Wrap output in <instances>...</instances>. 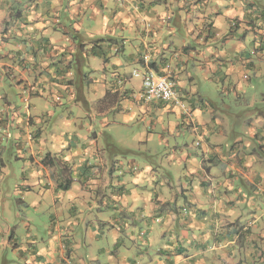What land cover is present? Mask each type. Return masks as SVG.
<instances>
[{
    "label": "crops",
    "instance_id": "0c3cea01",
    "mask_svg": "<svg viewBox=\"0 0 264 264\" xmlns=\"http://www.w3.org/2000/svg\"><path fill=\"white\" fill-rule=\"evenodd\" d=\"M22 2L30 8L16 13ZM148 69L176 82L177 101L145 102ZM219 86L230 101H222V117L214 107ZM231 102L251 111L234 113ZM187 103L198 109L192 115L197 132L187 127L200 142V158L177 151L172 162L184 163L186 172L180 189L165 178L170 195H134L141 207L133 208L123 186L116 195L124 207H118L103 181L108 159L114 164L116 152L136 154L162 142L145 133L162 115L175 121L169 114L176 105L189 114ZM73 126L76 135L68 141ZM0 133L3 143L31 155L19 160L16 202L52 207L51 220L65 221L60 244L62 228L69 240L66 226L81 222L73 191L85 198L93 182L105 198L96 203L101 224L112 228L111 248L120 249L123 239L140 248L114 264H264V0H0ZM127 162L135 174V160ZM9 245L25 264H78L73 254L85 259L75 246L51 254L36 248L30 260L18 236ZM111 248H100V255ZM94 261L110 264L99 255L86 264Z\"/></svg>",
    "mask_w": 264,
    "mask_h": 264
},
{
    "label": "rangeland",
    "instance_id": "374dc122",
    "mask_svg": "<svg viewBox=\"0 0 264 264\" xmlns=\"http://www.w3.org/2000/svg\"><path fill=\"white\" fill-rule=\"evenodd\" d=\"M22 5V7L19 6L20 8H17V11L15 9L16 13L20 12L21 8L24 12L30 8L24 4V2H22ZM90 62L92 63L94 69H101L102 62L100 63L99 59H92ZM194 71L196 72V70ZM200 78V74H197V79L200 80ZM228 97L229 96L222 94V88L220 86L215 89L214 101L217 104H214V107L215 111H217L216 116L222 117L221 115L224 114L225 108L222 105V101L229 105L228 102L230 101ZM230 104L234 113H249V111H251L248 110L244 103L240 109L239 104L235 102H231ZM176 106L177 107L172 109V112L169 114L170 116L173 114L175 115V121H167L166 118H164V115H162L157 121L158 124H153V126H150L151 128L149 129V132L145 133L146 136H150L151 140H153L155 136H161L163 138L162 142L160 140L151 142L147 149L136 150V154H124L121 152H116V159L113 158L115 161L114 164H112V161L108 159L107 174L103 181L107 183V192L114 194L115 197H112V199L116 202L118 207H124V205L120 202V197L116 195L118 192L123 191V186H126L129 189L130 193L126 196L128 197L129 203L133 208L135 205L141 207V205H139L140 203L137 202V199L133 197L134 195H138L141 199L142 195L145 197L149 196L150 192H154L156 190H161L164 194H167V196L170 195L172 189H170V186L164 184L165 178H174L175 182L172 183L173 186H176L177 189H180V181L183 180L186 172L184 163L178 164V162H172L180 157V155H176L178 150H182L185 156L190 154V156H193L192 158H200V148H198L197 145L200 142H197L196 138L192 136L190 130L191 128L194 133L197 132L196 126L192 125V115L198 109L194 110L192 104L187 103L190 113L185 116L181 111V108L178 107V105ZM207 107H211V105L208 104ZM211 118L212 116H209L208 121H211ZM232 120L234 121V119ZM165 128H168V130L165 131ZM240 129L243 128H239L237 133H239L238 131ZM75 135V126H73L72 131L68 130L65 138H67L66 140L70 141V139L73 140L75 138ZM242 135L243 140L248 142V134L244 131L242 132ZM1 136L2 133H0V264H4V258L8 260V264H25V262H22V258H17L12 254L14 245H9L12 236H18L19 245L22 249L21 253H23V255L28 257L30 260L33 253L36 251V248L42 252H49L51 254L56 253L60 246L67 250L70 248V246H75L74 248L75 251H77V254L83 255L85 258L84 260H81V257H76L75 254H73V259L78 264H86L87 262L92 261L95 255H99V258L104 261L105 259H108L110 264H114V262H117V258L122 261L124 258H132L138 254L137 250L140 248H135L129 239L122 240V242L126 244L127 247H129L128 249L124 244L120 247V249L117 250L111 248L113 247L111 246L113 241L111 237L112 228H108V225L103 226L101 224L103 219L102 217L100 218V215H98V210L100 207H98L99 205L96 203L98 197H101V199L105 198L102 197L101 194H98V191L100 190H98L97 186L92 185L93 182L88 184V186L92 188L89 187V190L86 191L87 195L85 198L80 197L77 199L80 193L73 191L74 198L72 199V203L78 204V214L76 217L80 215L81 222H73L74 228H69V226H66V230L72 233V237H70L69 240L66 239L67 232H65V229L62 228L61 231L62 235L65 236V243L60 244V234L58 227L64 226L65 221L63 219L51 220L50 217L53 214L52 207L44 205V203L42 207L40 204L35 205L33 203H30L29 205L25 204L24 206L20 202H16V200L19 199V193L16 192V187L19 183L18 181H21L22 175V165L19 160L26 156L31 158V155L28 152L24 153L22 150H19L16 147L15 142H9V144H5V142L3 143L1 141ZM252 142L255 143V141ZM80 153H82V151ZM73 155L75 158L77 157V154ZM132 159L135 160V164L133 166H135L136 170L135 174L133 175L130 172L132 171V167H130L129 163L127 162V160ZM75 161L79 162L80 159L76 158ZM92 161L93 163L95 162V160ZM93 165L95 166V164ZM96 165V168L100 167L99 162H97ZM114 167H117V169L114 170ZM92 170L93 169L89 170V172L91 171V175H93ZM124 174L129 176L128 179H124ZM144 175L145 179L135 181V179H141ZM98 178L102 179V176L99 175ZM75 179L77 180L78 178L76 177ZM110 185H113L114 189H112ZM78 188H81L80 181L75 182V190ZM91 189L94 190V194L90 192L92 191ZM176 192L180 194V201H182L183 197L181 190ZM104 193H106V191H104ZM41 195L42 193H40L38 198L34 201L39 202ZM151 196L152 197L149 199H151V202L154 205L155 202H153V200L156 201V196ZM11 200H13L15 203L11 204ZM26 203H28V201H26ZM156 206L160 208L159 211L162 213L163 207L157 204ZM163 216L164 214L162 217ZM70 217L74 218L72 216ZM159 218L160 216L155 217V219ZM157 226L160 227L159 225ZM54 232L55 234L53 235ZM178 234L179 233L177 232L176 235ZM98 235L99 237L102 236V238L97 240ZM104 246H106L108 249H111L107 254L100 255L101 253L99 249ZM152 246L156 247L154 244H152ZM140 247L142 246L140 245ZM111 252L115 254L112 255ZM149 252L152 255L155 254L154 250ZM144 257L145 259L149 260L148 255H144ZM73 259L72 262L74 263ZM91 264L96 263L94 261L93 263L91 262ZM102 264L104 263L102 262ZM185 264H194V262Z\"/></svg>",
    "mask_w": 264,
    "mask_h": 264
},
{
    "label": "built area",
    "instance_id": "2783aa9c",
    "mask_svg": "<svg viewBox=\"0 0 264 264\" xmlns=\"http://www.w3.org/2000/svg\"><path fill=\"white\" fill-rule=\"evenodd\" d=\"M142 80L143 98L146 103L167 104L178 100L176 82L168 76L159 75L152 69H148L143 73Z\"/></svg>",
    "mask_w": 264,
    "mask_h": 264
},
{
    "label": "trees",
    "instance_id": "16d2710c",
    "mask_svg": "<svg viewBox=\"0 0 264 264\" xmlns=\"http://www.w3.org/2000/svg\"><path fill=\"white\" fill-rule=\"evenodd\" d=\"M66 183H67L66 186H64V189H65V190L69 189L70 181L67 180Z\"/></svg>",
    "mask_w": 264,
    "mask_h": 264
}]
</instances>
